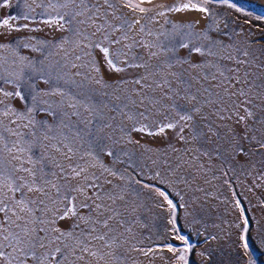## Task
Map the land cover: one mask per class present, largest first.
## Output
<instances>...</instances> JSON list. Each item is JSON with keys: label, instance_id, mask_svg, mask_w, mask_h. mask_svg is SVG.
<instances>
[{"label": "rangeland", "instance_id": "rangeland-1", "mask_svg": "<svg viewBox=\"0 0 264 264\" xmlns=\"http://www.w3.org/2000/svg\"><path fill=\"white\" fill-rule=\"evenodd\" d=\"M134 2L149 11L128 7L113 11L116 17L140 20L123 43L133 44L125 49L128 63L147 67L121 63L124 71L115 72L105 64L99 49L85 47L89 41L84 36L95 32V25L87 19L91 12L72 20L68 16L84 5L62 7L65 0H7L5 5L0 0V19L15 17L13 28L0 27V45H5L0 47L2 143L11 146L19 140L21 146L33 145L36 156L46 154L71 163L49 145L75 140L74 147L82 152L91 142L92 150L110 170L90 169L98 175L103 171L104 191L123 197L115 204L106 200L122 214L117 217L121 224L111 222L116 230L109 235L115 239L109 241L110 247L93 240L89 252L77 250L83 259L70 257L64 264H264V147L260 146L264 143V0H195L209 13L167 10L188 0ZM88 3L103 5V0ZM106 8L101 7V13ZM61 15V23L48 22ZM82 20L86 22L79 23ZM107 20L112 25L121 23L111 14ZM74 27L83 34H77ZM101 35L96 32L92 40ZM195 47H201V52L194 51ZM90 61L99 62V72ZM149 73L151 87L141 90L140 85L130 83ZM164 79L170 87L157 88L156 82ZM238 89L247 95H240ZM142 96L149 99L141 103ZM72 102L76 108L69 107ZM174 102L181 112H191L190 127L184 126L181 132V121L161 133L160 127L178 120L171 107ZM240 116L245 119L239 120ZM134 125H147L156 134L134 131ZM12 155L17 153L4 151L8 166L18 163ZM157 189L167 192L175 207ZM88 194L92 195L91 190ZM49 207L52 210H45V219L63 205ZM87 213L88 209H81V214ZM11 219L15 223L4 224V229L19 231L16 224L24 221L16 216ZM74 221L75 217L60 220L56 227L67 231ZM80 227L85 226L81 223ZM3 251L25 264H35L10 247ZM93 251L96 255H91ZM0 264L7 261L0 259ZM12 264L19 260L13 259Z\"/></svg>", "mask_w": 264, "mask_h": 264}, {"label": "snow or ice", "instance_id": "snow-or-ice-1", "mask_svg": "<svg viewBox=\"0 0 264 264\" xmlns=\"http://www.w3.org/2000/svg\"><path fill=\"white\" fill-rule=\"evenodd\" d=\"M143 2L145 0H141V3ZM147 2L150 3L151 0H147ZM214 2L229 3V0H214ZM4 4H7V0H4ZM70 5H84V8L80 11L68 13L70 20L75 19L76 16H83L85 12H91V15L87 19L95 25V32L84 36L85 40L89 41V43L85 44V47L99 49L109 69L115 72L124 71V68L119 66L121 63L127 64L129 67H147L146 64L142 63L129 64L127 59L128 53L125 49H130L133 47V44L123 43L128 40V33L135 24L140 23V20H130L124 15L116 17L113 10L118 11L120 7H128L133 11L139 9L141 13H146L149 9L141 7L140 3H135L134 0H123V3H121V0H103V5L89 4L88 0H65V3L61 6L69 7ZM104 5L107 8L101 13L100 9ZM167 10L177 12L190 10L209 13L207 7L195 2V0H188V2L183 4L168 6ZM109 14L113 15L116 19H120L121 23L119 25H112L107 20ZM158 14L164 15L165 13L160 12ZM101 17L103 19L97 24L96 21L100 20ZM14 19L15 17L0 19V27L13 28L11 20ZM62 21H64L63 15L58 20L48 22L59 24ZM85 22L82 20L79 23L83 24ZM143 28L144 26L142 25L141 31H143ZM15 30H19V28ZM73 30L77 34H83L75 27ZM96 32H100L102 35L99 40H92ZM116 32H120L121 35L116 37ZM133 43L138 44L139 42L134 41ZM115 45H122V47L115 48ZM181 46L188 47V44L182 43ZM0 47H5V45H0ZM145 47L150 46L145 45ZM193 50L201 52V47H195ZM87 54L91 55V53ZM150 54L156 55L155 52ZM77 59H80V57L78 56ZM134 59L139 60L141 58L134 57ZM90 64H92L96 72L100 71L98 61H90ZM72 67H77V65L73 64ZM194 67H197V65H194ZM79 74L78 72L77 75ZM149 75L151 74L141 76L134 81H130V83L140 85L141 90L149 88L151 87L147 83ZM100 82V80H97V83ZM121 83H129V81H122ZM165 85H169L170 87V82L167 79H164L162 83L156 82L157 88H163ZM171 91L175 92L176 90L171 89ZM238 92L240 95H247L242 89H238ZM60 94L65 95L64 93ZM137 94L139 95V91ZM5 95H13V93H5ZM15 95L19 96L21 94L16 92ZM146 99H149V97L142 96L141 103ZM245 103H250V101L246 100ZM76 106L75 102L69 103V107L76 108ZM163 107L169 106L164 105ZM171 107L176 109L178 120L168 122L165 126L160 127L159 132L161 133L165 131V128L172 129L177 127L181 121L184 122V125L181 126V132L184 126L190 127L188 122L193 119L191 112L188 110L181 112V106L176 105L175 102ZM198 110L193 109L192 111ZM245 111L248 116L252 115L250 109H245ZM73 114L79 115L78 112ZM18 115L23 116V113H18ZM143 115L144 113H137V116ZM244 119L245 117L243 116L239 117L241 121ZM24 126L27 127V125ZM133 130L147 132L148 135L156 134L147 125L142 127H135L134 125ZM13 134L22 135L18 133ZM194 134L199 135V133L195 132ZM45 138L47 139V137ZM3 140L4 137L0 135V213L4 214V220L0 222V259L6 260L7 264H12L13 259H18L19 264H25V261L18 256L14 257L11 253L6 254L3 251L5 247H10L13 249V252H19L23 254V257L33 259L35 264H51L52 260H55V264H64V261L69 260L70 257L75 260L83 259L82 255H76L77 250L89 252L88 244L93 240L103 241L105 246L110 247L109 241L114 240L115 237L109 234L116 230L115 225L111 222L115 221L116 225L122 223L120 219H117L122 214L117 207H112V204H115L117 200H122L123 197L119 193L104 191L101 177L103 176V171L110 170L102 164L98 154L92 150L91 142H89V148L82 152L74 147L75 140H69L68 143L60 141L59 146L49 145L50 148H55L57 152H60L65 161H71V163H62L50 155L41 154L36 156L32 151L33 145L24 147L21 146V142L18 140L10 146L8 143H2ZM260 146L264 147V143ZM5 150L10 155L13 152L17 153V155H12L11 157L12 160L18 161L17 164L10 166L5 164ZM239 151L242 152L243 149H239ZM26 152L29 155L25 157L23 154ZM108 155H112V153L109 152ZM53 163L55 164V168L51 167ZM98 166L103 169L99 175L94 171H90V169L97 168ZM112 174L115 175V173ZM73 181H77V183L73 184ZM106 182L111 183V181ZM90 190L92 195L88 194ZM157 191L160 196L167 200L169 205H172V200L168 199L167 192L162 189H157ZM17 193L20 194L19 198H17ZM29 193L35 195L29 198ZM106 200L111 201L112 204L106 203ZM58 204H62L63 207H57L53 215L45 219V210H52L49 205L56 206ZM172 206L175 207L174 205ZM81 209H88L87 215L81 214ZM37 211H40V216L35 215ZM9 213H11V216H16L17 220L24 221L23 225L16 224V228L19 231L8 232L7 229H4V224L15 223L12 221ZM70 217H75L70 230L63 231L59 227H56L58 221ZM81 223L85 226L84 228L80 227ZM77 228L80 229L78 233L76 232ZM5 232L7 234H4ZM41 232L44 233L43 236L39 235ZM4 241H7V244ZM68 241H71V243ZM54 244L57 246L52 248L51 245ZM39 249H45L46 251L40 252ZM168 250L173 251L171 247ZM91 255H96V252H91ZM179 259L184 260L185 257L180 256Z\"/></svg>", "mask_w": 264, "mask_h": 264}]
</instances>
